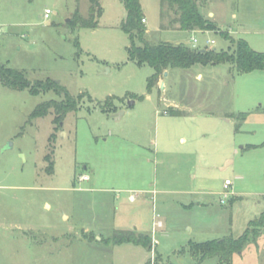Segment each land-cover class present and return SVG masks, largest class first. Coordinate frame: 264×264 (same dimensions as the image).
Returning a JSON list of instances; mask_svg holds the SVG:
<instances>
[{
  "label": "rangeland",
  "instance_id": "obj_1",
  "mask_svg": "<svg viewBox=\"0 0 264 264\" xmlns=\"http://www.w3.org/2000/svg\"><path fill=\"white\" fill-rule=\"evenodd\" d=\"M139 1L152 42L230 53L231 40L241 38L264 52V0H197L216 29L193 31L172 27L173 13L160 0ZM101 4L97 27L85 28L69 21L75 11L89 16L88 0H0V65L82 95L54 130L52 111L29 119L38 103L59 99L53 91L31 95L0 82V264H218L196 263L187 245L257 230L249 223L264 212V75L236 74L226 61L195 64L170 69L148 92L153 70L128 59L121 0ZM105 98L109 110L99 106ZM168 107L192 118L167 124ZM114 109L124 111L119 119ZM241 111L248 114L236 129ZM133 208H142L143 233L151 234L154 214L163 223L149 250L110 248L103 243L110 231L98 240L87 231L91 244L82 242L86 227L108 225L115 210ZM231 264H264V223Z\"/></svg>",
  "mask_w": 264,
  "mask_h": 264
},
{
  "label": "trees",
  "instance_id": "obj_2",
  "mask_svg": "<svg viewBox=\"0 0 264 264\" xmlns=\"http://www.w3.org/2000/svg\"><path fill=\"white\" fill-rule=\"evenodd\" d=\"M125 9V17L119 24V28L127 34L129 46L127 48L128 59L136 65H148L153 72L147 77V90L150 92L164 71L170 69H188L195 64L202 66L216 65L221 62H230L236 74L248 73L254 70H264V52L252 49L245 39H232L233 49L230 53L226 51H216L215 49L194 48L183 43L173 44L167 41L152 42L146 38V26L142 22L144 18L139 0H121ZM161 5L166 6L173 13L170 25L183 31L193 30H213L216 25L208 20L201 13L197 0H160ZM88 17L80 16L77 11L74 12L69 24L85 28H95L98 25V19L102 15L101 0H88ZM74 45L79 47L78 40ZM0 82L9 88L15 90L27 89L31 95H38L45 91H53L59 99H48L38 103L29 114V119H35L53 112L52 123L54 130L58 129L69 112L76 111L79 108L81 94L73 96L65 86L58 81L50 78L44 80H29L25 74L17 69L0 65ZM86 96L89 95L86 93ZM115 98L114 96H108ZM133 97V96H131ZM107 99L99 103L102 110H109ZM117 110L114 109V113ZM164 113L170 116H181L184 112L168 107ZM248 112H238L236 129L238 123L242 122ZM54 133H51L48 140H52ZM51 153L45 155L48 162L46 171L52 173L53 161L50 159ZM256 224L257 230L246 228L242 234L237 237L231 235L222 238L206 240L202 242L189 241L187 248L196 263H201L208 258H216L218 264H231L232 256L240 253L243 246L251 239L259 235L260 228L264 223V212L259 218L251 220L249 224ZM84 238L89 242L92 240L90 233H84ZM104 244L119 245L130 243L140 245L149 250L151 247V238L149 235L131 231L114 230L111 235L103 240Z\"/></svg>",
  "mask_w": 264,
  "mask_h": 264
},
{
  "label": "crops",
  "instance_id": "obj_3",
  "mask_svg": "<svg viewBox=\"0 0 264 264\" xmlns=\"http://www.w3.org/2000/svg\"><path fill=\"white\" fill-rule=\"evenodd\" d=\"M209 14H213L212 12H209ZM144 19H145V22H147V19H146V17L144 16ZM168 71H167V75H168ZM256 74V73H258L257 74V77L258 76H260V75H264L263 73H264V70H254V71H251V72H248V73H241V74H239V75H248V74H251V75H253V74ZM166 75V76H167ZM198 75H200V74H198ZM202 75V74H201ZM200 75V76H201ZM163 76V75H162ZM165 76V77H166ZM256 77V76H255ZM134 103V102H133ZM173 104V103H172ZM167 106L168 105H171V103L169 104V103H167L166 104ZM174 107H180L179 105H177L176 103H174ZM181 111H185V110H181ZM241 112H243V111H241ZM160 112L158 111V110H156V114H159ZM165 116H167V117H170L172 120H169V121H167V124H170V125H172V124H183V123H185V119L187 118V119H190V118H192V117H189V116H187L186 114L187 113H184V115H181V116H170V115H167L166 113H164V110H163V112H162ZM186 115V116H185ZM178 119V120H177ZM178 140H180L181 142H183V143H185V141H186V138H185V136H179V138H178ZM224 160H227L226 158L224 159ZM88 179V178H87ZM229 186V185H228ZM223 187H224V185H223ZM225 188V187H224ZM228 188V187H227ZM227 188H225V189H227ZM139 194H140V196L138 197L139 199H143L144 198V196H145V194L147 193V191H145V189H139ZM187 193L189 192V191H186ZM191 192H193V191H191ZM130 196H131V194L129 195V199H130ZM131 200V199H130ZM133 200H136L135 199V197H134V199ZM141 209L142 208H133V210L131 211V212H129V213H127V214H120V212L118 213V211H114V215H113V217H112V221L110 222V224H108V225H101V224H98V225H96V226H94V227H86L83 231L86 233L87 231H91V232H97V234L95 235V239L96 240H98V239H100V236L98 235V233L100 234L102 231H110V234L109 235H111V233H112V231H114V230H131V231H135V232H139V233H143L142 231H140V229H139V226H140V222H139V214H140V211H141ZM125 219H127L129 222H131V227H130V229H127V227H125V226H127V225H125V224H123V222H122V220H125ZM152 222H153V219H152ZM163 226V225H162ZM151 228H152V225H151ZM191 227H188L187 229L189 230ZM20 230H24V231H26V230H28L29 228H19ZM157 233V232H156ZM143 234H145V235H149V236H151V234H148V232H144ZM24 235V234H23ZM108 235V236H109ZM108 236H106V237H108ZM53 240H55V239H53ZM81 240H82V242L85 244V245H90L91 244V242H89L86 238H81ZM113 245H111V244H109V247L111 248Z\"/></svg>",
  "mask_w": 264,
  "mask_h": 264
},
{
  "label": "built area",
  "instance_id": "obj_4",
  "mask_svg": "<svg viewBox=\"0 0 264 264\" xmlns=\"http://www.w3.org/2000/svg\"><path fill=\"white\" fill-rule=\"evenodd\" d=\"M48 14H49V10L48 9H45V11H44V17L47 18L48 17ZM144 21H145V19L143 18L142 19V22H144ZM190 40H192L193 42L196 41L193 37L190 38ZM210 43H213V40H206L205 41V45L210 44ZM80 179H82V180L83 179H87V176H82ZM230 184H231V182L228 179L224 180V187L225 188H227L228 185H230ZM134 197H135L134 195H131L130 196V199L133 200ZM162 225H163V223H162V221L160 219H158V215L154 214L153 215L152 228H151V236H150V238H151V245L157 244L158 240H157L155 234H156L157 230L162 227Z\"/></svg>",
  "mask_w": 264,
  "mask_h": 264
},
{
  "label": "water",
  "instance_id": "obj_5",
  "mask_svg": "<svg viewBox=\"0 0 264 264\" xmlns=\"http://www.w3.org/2000/svg\"><path fill=\"white\" fill-rule=\"evenodd\" d=\"M69 19H67L66 21H68ZM167 75V71H164L163 72V76H166ZM161 87H163V84H161ZM129 104H133V101H131ZM124 111L123 110H119L118 112L114 113V117L116 119H119L122 115H123Z\"/></svg>",
  "mask_w": 264,
  "mask_h": 264
}]
</instances>
